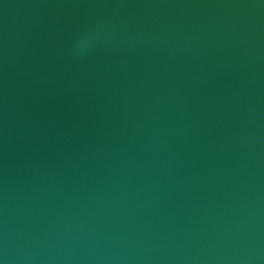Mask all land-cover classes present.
<instances>
[{"label":"water","instance_id":"1","mask_svg":"<svg viewBox=\"0 0 264 264\" xmlns=\"http://www.w3.org/2000/svg\"><path fill=\"white\" fill-rule=\"evenodd\" d=\"M0 262L264 264V0H0Z\"/></svg>","mask_w":264,"mask_h":264},{"label":"clouds","instance_id":"2","mask_svg":"<svg viewBox=\"0 0 264 264\" xmlns=\"http://www.w3.org/2000/svg\"><path fill=\"white\" fill-rule=\"evenodd\" d=\"M97 38L98 33L95 30L86 32L75 42L72 49L73 54L77 56L83 54L93 45Z\"/></svg>","mask_w":264,"mask_h":264}]
</instances>
